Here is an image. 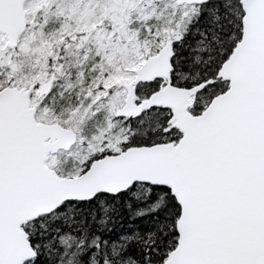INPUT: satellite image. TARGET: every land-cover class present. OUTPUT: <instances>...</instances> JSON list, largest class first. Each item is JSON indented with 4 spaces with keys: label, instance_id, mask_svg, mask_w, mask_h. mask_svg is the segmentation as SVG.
<instances>
[{
    "label": "snow or ice",
    "instance_id": "6c2138e0",
    "mask_svg": "<svg viewBox=\"0 0 264 264\" xmlns=\"http://www.w3.org/2000/svg\"><path fill=\"white\" fill-rule=\"evenodd\" d=\"M0 264H264V0H0Z\"/></svg>",
    "mask_w": 264,
    "mask_h": 264
}]
</instances>
